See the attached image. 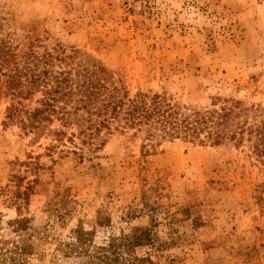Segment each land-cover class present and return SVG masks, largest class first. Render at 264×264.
Instances as JSON below:
<instances>
[{"label": "rangeland", "instance_id": "1", "mask_svg": "<svg viewBox=\"0 0 264 264\" xmlns=\"http://www.w3.org/2000/svg\"><path fill=\"white\" fill-rule=\"evenodd\" d=\"M0 40L17 46V58L29 44L38 53L76 49L130 95L164 93L197 109L234 99L264 114V0H0ZM18 100L1 76V249L24 240L25 264H88L63 254L72 230L92 231L98 246L147 227L155 246L135 254L154 264H264V167L247 145L175 140L147 154L140 136L115 133L81 159L49 137L4 127ZM14 175L21 191L37 181L26 200L16 198ZM21 219L28 229L15 232Z\"/></svg>", "mask_w": 264, "mask_h": 264}, {"label": "trees", "instance_id": "2", "mask_svg": "<svg viewBox=\"0 0 264 264\" xmlns=\"http://www.w3.org/2000/svg\"><path fill=\"white\" fill-rule=\"evenodd\" d=\"M16 48L0 40V77L6 76L7 89L20 99L5 108L4 127L14 123L24 134L49 137L54 143L51 148L58 144L71 147L69 153L81 159L85 152L93 156L109 136L119 133L140 136L147 154L162 142L175 140L211 146L231 144L234 148L247 145L250 156L264 167V114L258 107L223 99L211 108L197 109L164 93L139 90L130 95L120 78L76 49L66 54L62 46H55L38 53L29 44L17 58ZM35 95L40 97L34 99ZM24 100L33 101L34 106L23 104ZM11 178L16 198L26 200L37 181L28 182L21 191L24 178ZM189 213V208L179 211L184 217ZM97 222L102 226L107 219ZM26 223L16 220L12 226L15 232H26ZM194 223L195 227L200 225L198 219ZM70 235L62 245L65 257L87 258L88 264H154L149 257L135 254L137 248L155 246L147 227H134L98 246L93 244L92 231L76 228ZM31 252V245L24 240L11 249L0 248V264H25Z\"/></svg>", "mask_w": 264, "mask_h": 264}]
</instances>
